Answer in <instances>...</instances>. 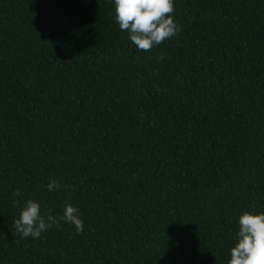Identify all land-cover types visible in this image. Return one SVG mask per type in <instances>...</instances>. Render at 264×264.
Masks as SVG:
<instances>
[{"label":"trees","instance_id":"1","mask_svg":"<svg viewBox=\"0 0 264 264\" xmlns=\"http://www.w3.org/2000/svg\"><path fill=\"white\" fill-rule=\"evenodd\" d=\"M172 15L145 52L112 0H0V264H228L264 212V0ZM27 199L83 231L22 238Z\"/></svg>","mask_w":264,"mask_h":264},{"label":"clouds","instance_id":"2","mask_svg":"<svg viewBox=\"0 0 264 264\" xmlns=\"http://www.w3.org/2000/svg\"><path fill=\"white\" fill-rule=\"evenodd\" d=\"M174 2L175 0H112L114 20L121 31L127 32L128 39L137 50L147 52L180 31L172 15ZM46 187L52 192L61 185L56 180H49ZM13 195L19 196V190ZM16 203L19 205V201ZM59 220L74 226L77 233L83 231L79 209L70 203L64 205L62 216L57 219L50 212L42 213L39 201L27 199L13 223L22 238L39 239L42 233L58 224ZM238 224L228 264H264V212L244 211L238 218Z\"/></svg>","mask_w":264,"mask_h":264}]
</instances>
